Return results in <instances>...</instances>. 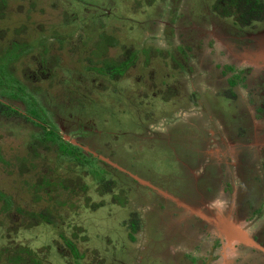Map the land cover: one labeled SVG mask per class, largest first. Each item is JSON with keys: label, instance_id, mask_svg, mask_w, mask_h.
<instances>
[{"label": "rangeland", "instance_id": "obj_1", "mask_svg": "<svg viewBox=\"0 0 264 264\" xmlns=\"http://www.w3.org/2000/svg\"><path fill=\"white\" fill-rule=\"evenodd\" d=\"M33 1L0 4V55L27 45L13 76L37 88L46 127L89 164L50 151L23 165L30 126L0 115V264L19 252L75 264L65 241L80 264H264V111L250 80L229 88L216 67L242 59L264 77V20L240 28L210 14L212 0H172L170 18L160 0H81L108 9L109 58L139 56L110 78L86 61L93 34L73 32L79 3Z\"/></svg>", "mask_w": 264, "mask_h": 264}, {"label": "trees", "instance_id": "obj_2", "mask_svg": "<svg viewBox=\"0 0 264 264\" xmlns=\"http://www.w3.org/2000/svg\"><path fill=\"white\" fill-rule=\"evenodd\" d=\"M27 1L35 4L33 0ZM73 1H77L80 7L83 9H81L82 11L80 16H73L70 18L74 22L71 23L74 26L73 32H79L81 36L84 35L89 37L91 34H93L94 37V43L92 44L93 49L90 53L92 59L86 58V61L88 63L95 64L92 68L97 74L105 76L107 75L110 78L122 76L127 68L135 65V59L139 58V56L135 53L136 49H126V51H124L120 57L109 58L106 51L108 50L109 45L113 44L115 41L113 40L112 36H108L104 31H102V28L105 25L104 19L105 17L109 16L108 9L105 7L106 5L99 1ZM160 1L163 4L161 6L164 7L163 14L170 18L172 15L170 10L173 7L172 0H166L165 2H163L164 0ZM5 2L6 0H0L1 5H4ZM157 6L160 5L157 4ZM210 8V14L214 13L219 17L228 19L231 18L240 28L250 27L251 25L254 26L255 24L261 23L264 20V0H212ZM173 10H175V8ZM161 15L162 12H160L158 17ZM160 18H153L151 20L153 24L152 32L155 34L153 38H155L161 32V25H159V21H156L160 20ZM70 19H68V21ZM170 31H172V27L165 25L162 31L163 36L165 37ZM48 38L49 37H47V35L42 37V39H47V41ZM12 47L18 48L20 51L9 56L10 61L8 63L5 61V57H2L3 53L0 55V115L6 117L10 116L11 118L16 119V121L21 120L27 122L30 126L31 134L28 141V147L30 150L27 152V156L21 159L22 164L25 165L26 161L28 162L29 159L37 158L40 155L45 156L50 151L56 153L57 161H60V159L63 158L66 159V161L72 166L89 164L88 159L86 157H82L83 154L79 148L71 145L68 142H64L61 137L58 136L57 132L54 131L51 125V127H46L45 124H47V121L44 117V114L39 111L38 102L36 99L37 97L33 92L38 91L37 88L34 86L28 88L29 85H27L25 82H20L21 80L13 76V72L11 71L9 65L13 59L15 60L18 56H20V54H23L25 49L28 47L27 45L23 46L22 43L14 42L10 43V46L7 48L10 49ZM141 50L145 52V49ZM180 52H182V54L185 53L181 49ZM241 60H238L236 64H216V67L219 68V73L226 77L224 82L229 88L234 86L236 87L246 81L249 82L250 80L251 83L249 84L252 86V88H250L251 96L258 102L256 109L258 112L264 111V77L254 75L251 69L245 68L241 65L243 61ZM173 61L179 66V62L176 59ZM39 62L43 64V59L41 58ZM259 87L261 89L260 91L258 90ZM261 92H263V94ZM228 93L231 96L234 94L230 89H228ZM0 162L6 163V161L1 156ZM28 166L34 168L35 164L29 162ZM101 173L96 174L98 177H100L103 175ZM44 176L45 175L42 174L41 176L39 175L38 178ZM102 180L103 178L101 181ZM106 187V184L103 185L104 189ZM0 198H2L5 205H7L6 203L8 202V199H4L1 192ZM44 213L45 212L41 213V217L43 219H47V214ZM138 222L139 221L137 218L130 220V228L132 230H136ZM65 245L72 254L73 262H75V264H80L77 260L82 257V254L77 252L72 242L65 241ZM25 260L28 261L25 264L40 263V261L31 253L26 255L19 252L16 257H11L10 264H15L14 262L19 263Z\"/></svg>", "mask_w": 264, "mask_h": 264}, {"label": "water", "instance_id": "obj_3", "mask_svg": "<svg viewBox=\"0 0 264 264\" xmlns=\"http://www.w3.org/2000/svg\"><path fill=\"white\" fill-rule=\"evenodd\" d=\"M178 203V202H177Z\"/></svg>", "mask_w": 264, "mask_h": 264}]
</instances>
